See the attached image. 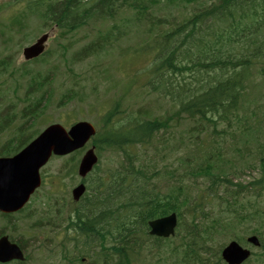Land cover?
Listing matches in <instances>:
<instances>
[{
  "label": "trees",
  "instance_id": "obj_1",
  "mask_svg": "<svg viewBox=\"0 0 264 264\" xmlns=\"http://www.w3.org/2000/svg\"><path fill=\"white\" fill-rule=\"evenodd\" d=\"M123 1L127 0H27L26 6L30 16L56 25L65 35H76L98 21L97 29L106 27L118 9L115 5ZM159 1L133 0L139 20ZM179 1L167 0L156 19L169 29L145 44L153 53L142 98L147 103L154 96L168 107L156 110L146 104L128 111L118 100L106 109L94 142L100 153H118L121 162L110 178L99 174L92 181L91 188L97 191L87 199L92 216H82L89 221L80 222L79 229L87 237L95 231L103 243L112 240L105 263L141 264L137 259L145 242L159 246L162 241L148 237V220L176 212L180 221L171 240V264H225L220 255L225 242L231 238L245 242L247 234L259 235L261 251L252 256L263 258L264 264V107L255 110L259 103L255 95L251 97L254 77L263 80L257 89H264V0H216L197 5L188 15H174L169 6ZM115 42L100 30L71 56V63L98 57ZM68 53L63 52L62 62L68 61ZM13 64L12 55L0 58V81L5 83L4 74L15 78L21 71L10 89L15 93L25 89L23 97L17 95L10 104L9 113L0 115V135L9 131L17 136L0 147L6 155L19 151L39 132L38 120L54 93L48 72L44 75L27 65L14 69ZM70 92L61 98L64 107L75 99L84 102V94ZM245 111L252 112L251 117ZM184 125L187 145L183 133L177 139ZM226 138L239 140L244 149L233 146L228 157L222 142ZM156 141L171 148V171L161 173L169 178L165 192L152 184L160 174L155 170L158 151L165 153L154 145ZM152 151L156 153L151 155ZM247 157L253 159L246 163ZM246 169L251 171L250 180L240 177ZM198 183L203 186L196 187Z\"/></svg>",
  "mask_w": 264,
  "mask_h": 264
},
{
  "label": "rangeland",
  "instance_id": "obj_2",
  "mask_svg": "<svg viewBox=\"0 0 264 264\" xmlns=\"http://www.w3.org/2000/svg\"><path fill=\"white\" fill-rule=\"evenodd\" d=\"M213 1L216 0H191V1H179L177 4L174 6H169L170 8L173 9L174 15H188L194 8L197 7V5L204 4V5H209ZM166 6H163V9ZM24 10V3H19L17 0H0V58L3 57L4 55H12L13 62H14V69L21 68L26 63V61L23 58V49L25 47H28L32 45L39 36L45 31V30H39L41 27V24L37 20H30V25L26 28H21L22 25L18 23L16 16L19 15L20 12ZM163 12L160 10L159 15H162ZM171 15V14H170ZM128 18H131L130 15H127ZM17 21V22H16ZM21 28V29H20ZM23 30V31H22ZM34 32L32 36L28 40H24L25 36L27 35L28 32ZM40 34H38L39 32ZM91 31V28H87L86 30H81L79 31L75 36H74V42L75 46H73L70 50V56L74 53L75 50H77L81 45L79 44V41L81 43H85L90 36H93V34L89 33ZM156 32V30H155ZM4 36L9 39V36H11L14 40L15 43L13 44H7L5 43ZM146 37H139V38H132V39H125L121 42H118L115 51L112 52L110 56H107V54L100 55L98 57H93L88 59L86 62L82 64H77L75 68V74L80 77L78 80L79 85L77 86V89H74L75 93L78 94H84L85 100L84 102H79L78 100H74L73 103H70L66 107H63V104H60L62 95L65 93V88H68L71 84L70 82V77L72 76V72L67 70V68L62 64L58 63V60L55 59H61L59 53L61 50V44L63 40L59 37L57 32L52 33V39L48 42V51H49V59H51L52 64H58L59 65V70L56 72V76L54 78V83H53V88L55 90L53 100L49 106V108L46 110V117H50L52 120H57L62 118V122L64 125L71 124L79 120H86L94 125L98 123L100 117L103 115L105 110H99V104H104V103H115L118 100H123V107H128V109H136L141 105H146V104H151L152 106H155L156 110H166L168 105L161 100H156L154 96H151L149 99H147V103L143 102L142 96L136 97L135 95H125L123 88L125 87V84L122 83V79L125 80V78L122 76V71L124 74L128 77V89L131 90H139L138 88L140 87L141 84V77L139 75H136V68H137V63L133 61L135 59V55L132 56H124L122 58V65H121V70L120 67L118 68L120 62L119 59L122 54L126 53L128 50H132L133 47L132 45H135V48H140L141 42L145 39ZM67 39H70L69 37ZM79 40V41H78ZM65 42V40H64ZM58 52V55L53 56ZM113 61L115 62L113 64ZM69 62V60H68ZM33 64H28V68H34L35 70H41V72L45 71V68H42L39 66V64L35 62H31ZM149 65L148 60L144 57H141L138 61V69L140 71L144 70L147 68ZM72 66V65H71ZM114 68H111V67ZM21 71H18L17 74L15 75V78H12L9 74H5V78L3 79L5 83H0V89H3L1 91V96H0V110L6 108L11 102L16 101L17 99L13 96L15 93V89H10L12 83H16L15 79L20 78ZM262 79L258 77H254L252 79V86L254 87L253 89L254 92L252 93V97H254L255 94H258L260 96V100L264 99V89H257V87L261 86L262 84ZM22 81H20V84ZM251 88V85H249ZM5 89H9V92L6 91ZM101 89V90H99ZM12 90V92H11ZM25 89H21L19 95L22 96L24 93ZM13 93V94H12ZM255 93V94H254ZM78 112V117L76 118L75 114H69L68 116L66 115L69 112ZM5 113H9V110H5ZM66 115V116H65ZM167 115H171V111H168ZM259 116H261L260 113H258ZM48 118H44V123H42L41 120L39 123L40 129H43V124L50 123L51 120ZM48 121V122H47ZM186 125H184L181 128V132L177 135V139L180 136L181 133L184 135V139L187 137V135L184 134ZM171 131V130H170ZM178 132V131H177ZM11 137V134L6 133L2 138L0 139V143L4 142L5 140H8ZM161 137V135L159 136ZM179 140V139H178ZM190 139H187L184 141L185 144L189 142ZM222 142L223 147L225 149V152L228 154V157L233 153L234 147H238L240 149H244L243 143H240L239 140L234 142V139L232 138H226L223 139ZM171 146V144H170ZM191 149L194 148V144L190 143ZM245 150H242L241 153H243ZM185 152H183L184 154ZM247 156V153H244ZM152 155V154H151ZM171 157V156H170ZM80 158V156H79ZM248 158V157H247ZM253 158H248L245 160L251 161ZM102 164L101 167L105 169L107 166L112 168V165H115L117 162H119L118 155L110 152H106L103 155ZM66 161L64 158H58L53 160L48 167L45 169V173H47V179L53 178L52 175H55L56 172L61 168L63 163ZM171 166V161L170 165ZM171 169V167H168ZM228 171L229 176L232 175V171L229 170V166L225 167ZM250 170L246 169L243 172L240 173V177L245 180H250L251 175ZM253 176L256 177L257 172H252L251 173ZM76 176V175H75ZM79 179V177H78ZM76 177L73 179H66L64 182L65 188H69L72 190L73 185L77 182L78 180ZM233 180L235 182L238 181V179H235L233 177ZM80 181V179H79ZM203 181V180H202ZM200 179L198 182H202ZM193 181L192 183H194ZM161 185H164V182L161 181ZM197 187H201V184L198 183L196 185ZM164 187V186H163ZM67 190V189H66ZM44 191L47 194L49 191V187L45 185ZM65 195L60 192L59 196ZM63 202H69L68 199L64 198ZM70 206V205H69ZM68 206V207H69ZM72 206V204H71ZM4 227V222L3 220L0 219V229ZM26 227L24 226L22 230L17 231L15 233H12V237L21 241L25 246H28L30 248L27 249V252L29 256H32L30 262L28 264H61V255L58 253L56 254L54 259H50L47 257L48 250L46 247H43L44 242L48 239L52 240L55 235V233L49 234V231L51 230H45L42 231L45 233L43 238H40L39 236L36 237L34 236L35 234H31L29 236H25L22 233L26 231ZM40 233V232H37ZM9 234V231L7 232ZM42 237V236H41ZM247 236H245L246 239ZM47 238V239H46ZM35 241L40 247L35 246ZM57 244V241L52 240V248H54L55 251V245ZM244 244V243H243ZM255 251L259 252L258 249H254ZM93 252H99L100 247H92ZM159 257H149V259L144 261V264H170V258L167 257L163 260H158ZM263 259V258H262ZM261 258H258L257 256L252 258V262L248 264H262L263 260Z\"/></svg>",
  "mask_w": 264,
  "mask_h": 264
},
{
  "label": "water",
  "instance_id": "obj_3",
  "mask_svg": "<svg viewBox=\"0 0 264 264\" xmlns=\"http://www.w3.org/2000/svg\"><path fill=\"white\" fill-rule=\"evenodd\" d=\"M47 36L41 38L35 46L25 50L27 59L39 56L44 51ZM95 134V129L88 123H79L70 132L61 125L50 126L21 153L13 158H0V209L3 212L20 208L29 199L35 188L40 185L39 169L45 165L53 154L66 155L83 147ZM98 157L94 149L83 158L80 174L85 176L97 163ZM84 192L81 186L74 191L75 198ZM152 233L159 236H169L174 233L176 216L166 217L151 223ZM249 241L258 245L256 237ZM9 242L7 238L0 240V261H9ZM19 253L14 252L12 254ZM250 256V251L244 250L232 243L223 251V257L229 264H241Z\"/></svg>",
  "mask_w": 264,
  "mask_h": 264
},
{
  "label": "flooded vegetation",
  "instance_id": "obj_4",
  "mask_svg": "<svg viewBox=\"0 0 264 264\" xmlns=\"http://www.w3.org/2000/svg\"><path fill=\"white\" fill-rule=\"evenodd\" d=\"M7 219L9 220L10 230H15V231L19 228V226H24L27 223V221L29 220L28 216L22 211L17 212V213H13V214H9V217ZM9 238L12 242H15L12 240L11 237H9ZM17 244L19 245V243H17Z\"/></svg>",
  "mask_w": 264,
  "mask_h": 264
}]
</instances>
